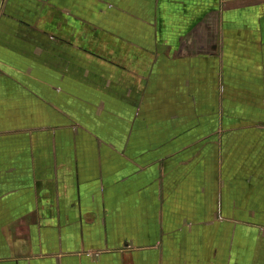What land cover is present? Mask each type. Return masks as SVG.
Returning a JSON list of instances; mask_svg holds the SVG:
<instances>
[{
	"label": "crops",
	"instance_id": "crops-1",
	"mask_svg": "<svg viewBox=\"0 0 264 264\" xmlns=\"http://www.w3.org/2000/svg\"><path fill=\"white\" fill-rule=\"evenodd\" d=\"M0 264H264V0H0Z\"/></svg>",
	"mask_w": 264,
	"mask_h": 264
}]
</instances>
